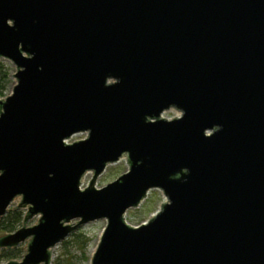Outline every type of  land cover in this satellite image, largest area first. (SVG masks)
<instances>
[{
	"label": "water",
	"instance_id": "95a60500",
	"mask_svg": "<svg viewBox=\"0 0 264 264\" xmlns=\"http://www.w3.org/2000/svg\"><path fill=\"white\" fill-rule=\"evenodd\" d=\"M2 59L0 218L26 213L0 249L29 241L8 264L102 219L91 264H264V0H0Z\"/></svg>",
	"mask_w": 264,
	"mask_h": 264
},
{
	"label": "rangeland",
	"instance_id": "374dc122",
	"mask_svg": "<svg viewBox=\"0 0 264 264\" xmlns=\"http://www.w3.org/2000/svg\"><path fill=\"white\" fill-rule=\"evenodd\" d=\"M15 73V66L10 61L2 59L0 62V76L6 75V80L4 82L5 87L3 93L0 95V99H3L11 94L12 88L15 85ZM176 115L174 112H170L165 113L163 117L165 119H170L176 117ZM82 138H84V135L76 136L71 141ZM128 170L129 167L125 157L122 158L118 163L109 165L104 173L98 177L96 181V188L101 189L107 186L118 179L121 175L126 173ZM92 176V173H87L84 176L81 189L88 187ZM165 200L166 199L162 191L157 189L149 191L146 199L140 204L139 207L129 209L126 212V223L132 227H137L143 223H146L160 210V207L165 202ZM20 203V198L15 199V201L8 208L7 214H9L10 211L18 210V212L25 216L26 209L16 208V206H18ZM2 218H0V231L3 230L7 233L14 234L24 225L23 221H21L17 224H14L11 229L5 230L3 229V226L10 222V220H7L4 222L5 224H2ZM38 219L39 216L32 218L26 223V227L29 228L36 225ZM106 222V220L102 219L85 224L74 233L67 236L62 242L58 243L52 248L50 264H91L92 255L99 243L101 234L106 226ZM75 223L76 221L72 222L73 225H75ZM28 243L29 241H26L12 249H0V264H8L11 261L21 262L27 253Z\"/></svg>",
	"mask_w": 264,
	"mask_h": 264
},
{
	"label": "trees",
	"instance_id": "16d2710c",
	"mask_svg": "<svg viewBox=\"0 0 264 264\" xmlns=\"http://www.w3.org/2000/svg\"><path fill=\"white\" fill-rule=\"evenodd\" d=\"M5 78H6V75L0 76V95L3 93L4 87H5V85H4V82L6 80ZM11 217H12V219H11ZM2 219H3L2 224L5 221L10 220V222H8L6 225L3 226V229L7 230V229H11L14 224H17V223L23 221L24 216L22 215V213L18 212V210H14V211H10V213L5 215V217H3Z\"/></svg>",
	"mask_w": 264,
	"mask_h": 264
}]
</instances>
